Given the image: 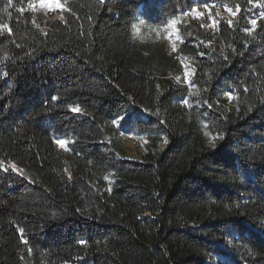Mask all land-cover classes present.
<instances>
[{
  "label": "trees",
  "instance_id": "1",
  "mask_svg": "<svg viewBox=\"0 0 264 264\" xmlns=\"http://www.w3.org/2000/svg\"><path fill=\"white\" fill-rule=\"evenodd\" d=\"M33 1L0 0V264H264V0Z\"/></svg>",
  "mask_w": 264,
  "mask_h": 264
},
{
  "label": "rangeland",
  "instance_id": "2",
  "mask_svg": "<svg viewBox=\"0 0 264 264\" xmlns=\"http://www.w3.org/2000/svg\"><path fill=\"white\" fill-rule=\"evenodd\" d=\"M67 0H61L62 7L56 8L55 5L49 7L48 3L41 2V0H34L30 4V8L34 13L35 24L40 28H45L52 20L57 19L61 16V10L65 7V2ZM229 8L227 5H224V11L229 17H233L234 11L228 12L226 9ZM197 9V12H189L179 15L178 17L172 19L169 23L164 25H154L147 23L141 17L138 22L133 26V37L137 42L145 43L151 41H163L169 51L175 50V42L178 39V25L181 21H188L190 16H202L203 12ZM256 19V18H253ZM175 21V23H172ZM210 25H215L211 22ZM183 66L185 67L183 74L171 72L169 77L174 80L181 81L189 80L191 73V67L188 63L183 61ZM186 74L187 79H186ZM123 146L125 148L127 157L129 159H141L142 154L145 152V147L148 144V139L145 135L134 134L126 131L121 132ZM110 182V179H109Z\"/></svg>",
  "mask_w": 264,
  "mask_h": 264
},
{
  "label": "snow or ice",
  "instance_id": "3",
  "mask_svg": "<svg viewBox=\"0 0 264 264\" xmlns=\"http://www.w3.org/2000/svg\"><path fill=\"white\" fill-rule=\"evenodd\" d=\"M41 2L43 3V2H45V0H41ZM46 2L48 3L49 7H52L53 5H55L56 8H60V7H62L61 0H46ZM249 2L251 3L252 0H249ZM204 7L207 9L209 6H208L207 4H205ZM192 11H193V12H197V9L193 8ZM226 11H228V12H232V9H231V8H227ZM237 11H239V9H237ZM233 14L235 15L236 13H233ZM197 15H199L198 12H197ZM262 15H264V13H262ZM172 23H175V21H173ZM215 23H216V21L213 20V24H215ZM227 23L229 24V26L232 25V21H231V20L227 21ZM250 23H251V25L253 26V29H254L255 26H256V24H257V20H256V19H252V20L250 21ZM3 27H6V26H2V25H0V28H3ZM9 31H11V30L9 29ZM202 55H203V54H202ZM187 75H189V74H186V79H187ZM228 95H229V97L231 98V96H232L231 92H229ZM54 99H55V98H54ZM183 103H184V104H187V103H188L187 99H185V100L183 101ZM72 111H78V109L73 108ZM56 143L63 147V146L66 144V141L63 140V139H61V140H57ZM13 167H14V166H13Z\"/></svg>",
  "mask_w": 264,
  "mask_h": 264
}]
</instances>
